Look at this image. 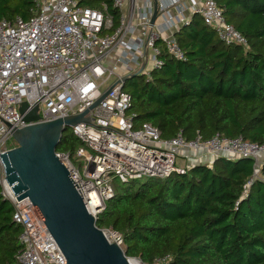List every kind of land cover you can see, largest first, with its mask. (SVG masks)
<instances>
[{
    "label": "built area",
    "instance_id": "built-area-1",
    "mask_svg": "<svg viewBox=\"0 0 264 264\" xmlns=\"http://www.w3.org/2000/svg\"><path fill=\"white\" fill-rule=\"evenodd\" d=\"M33 1L30 19L0 21V155L14 148L9 141L15 131L84 113L110 90L85 115L87 123L71 127L81 143L75 153L83 159V169L73 165L69 154L55 153L67 168L86 211L96 220L115 194L113 178L124 184L164 179L183 173L191 165L193 153L198 164L224 156L251 159L254 169L264 158V145L241 137L217 134L206 141L200 137L187 141L178 132L163 140L149 124L135 127L130 113L131 97L123 89V78L142 75L150 80L151 71L162 67L164 54L184 60L174 33L194 15L225 45L248 49L246 38L225 21L216 0H112L119 12L116 26L106 5L96 10L80 6L77 0ZM23 103L27 112L37 107L36 122L24 121L19 113ZM179 159L184 165H179ZM257 178L254 173L243 188L244 195ZM2 195L12 205L13 222L22 229L17 264H66L30 200L17 201L11 189L4 194L2 190ZM101 231L110 243L122 246L119 233ZM169 261L167 256L153 264Z\"/></svg>",
    "mask_w": 264,
    "mask_h": 264
},
{
    "label": "trees",
    "instance_id": "trees-1",
    "mask_svg": "<svg viewBox=\"0 0 264 264\" xmlns=\"http://www.w3.org/2000/svg\"><path fill=\"white\" fill-rule=\"evenodd\" d=\"M77 1L96 10L106 5L118 24L112 0ZM216 2L248 49L225 45L194 15L174 35L184 60L164 54L150 80L124 83L134 125H151L163 140L182 132L187 141L218 134L264 145V0ZM34 8L33 0H0V21L28 20ZM80 146L69 128L56 152L71 157ZM209 163L129 183L106 202L97 228L119 233L125 256L144 264L167 256L168 264H264V162L245 195L253 160L219 156ZM2 190L0 171V264H17L22 229Z\"/></svg>",
    "mask_w": 264,
    "mask_h": 264
},
{
    "label": "water",
    "instance_id": "water-1",
    "mask_svg": "<svg viewBox=\"0 0 264 264\" xmlns=\"http://www.w3.org/2000/svg\"><path fill=\"white\" fill-rule=\"evenodd\" d=\"M135 76L123 78V85ZM109 93L110 90L104 93L89 110ZM27 109L26 103L19 108L24 121L36 122L37 107L28 112ZM89 110L15 131L13 139L17 146L0 155V166L4 181L16 200H30L64 255L66 264H130L134 258L125 256L123 245L110 243L97 228L96 219L86 211L67 168L55 154L62 134L77 124L87 123L85 115ZM263 159L261 157L255 165L257 176Z\"/></svg>",
    "mask_w": 264,
    "mask_h": 264
},
{
    "label": "rangeland",
    "instance_id": "rangeland-1",
    "mask_svg": "<svg viewBox=\"0 0 264 264\" xmlns=\"http://www.w3.org/2000/svg\"><path fill=\"white\" fill-rule=\"evenodd\" d=\"M112 57H113V56H112ZM111 61H112V59H111ZM139 76L144 77L145 81L147 80V77L142 76V75H139ZM113 80H114V78H112L110 82H112ZM126 90H129V87H127ZM9 144H10V145H13V146H15V147H16V145H17L16 142H15V140H14L13 138H12V140L9 141ZM196 156H197V154L193 153V154L191 155V159H193V160L196 159ZM70 160H71V162L73 163V165H74L77 169H79L80 171L83 169L84 161H83V159H82L81 157H78L76 153H74V154L71 155ZM178 163H179V165H184L185 162H184L183 159H179V160H178ZM196 164H198V163L196 162ZM1 174L3 175V171H1ZM142 181H143V180H141L140 182H142ZM1 185H2L3 194H4V188H3L4 183H2ZM111 185L113 186V189H114L115 192H121L124 188H126V187L128 186V184H124V183H122V182H121L119 179H117V178H113V179H112V181H111Z\"/></svg>",
    "mask_w": 264,
    "mask_h": 264
},
{
    "label": "bare ground",
    "instance_id": "bare-ground-1",
    "mask_svg": "<svg viewBox=\"0 0 264 264\" xmlns=\"http://www.w3.org/2000/svg\"><path fill=\"white\" fill-rule=\"evenodd\" d=\"M4 190L6 191V193H9L10 188L8 187V185L6 183H4L3 186ZM130 264H140V262L138 260H130Z\"/></svg>",
    "mask_w": 264,
    "mask_h": 264
},
{
    "label": "crops",
    "instance_id": "crops-1",
    "mask_svg": "<svg viewBox=\"0 0 264 264\" xmlns=\"http://www.w3.org/2000/svg\"><path fill=\"white\" fill-rule=\"evenodd\" d=\"M210 159H211V158H209V162H210ZM189 164H191V165L196 164V160H195V159H194V160L191 159ZM209 165H210V163H209Z\"/></svg>",
    "mask_w": 264,
    "mask_h": 264
}]
</instances>
